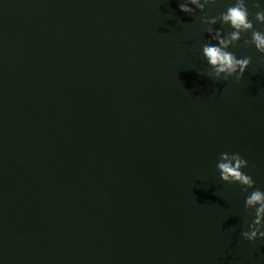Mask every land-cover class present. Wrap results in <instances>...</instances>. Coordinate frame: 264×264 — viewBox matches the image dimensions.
Returning a JSON list of instances; mask_svg holds the SVG:
<instances>
[{
  "label": "water",
  "instance_id": "1",
  "mask_svg": "<svg viewBox=\"0 0 264 264\" xmlns=\"http://www.w3.org/2000/svg\"><path fill=\"white\" fill-rule=\"evenodd\" d=\"M181 2L0 0V264H264L253 189L216 167L239 153L264 191V54L209 79Z\"/></svg>",
  "mask_w": 264,
  "mask_h": 264
},
{
  "label": "clouds",
  "instance_id": "2",
  "mask_svg": "<svg viewBox=\"0 0 264 264\" xmlns=\"http://www.w3.org/2000/svg\"><path fill=\"white\" fill-rule=\"evenodd\" d=\"M216 2L217 0H182L179 8L184 13L195 14L197 9L204 13L200 20L201 23L208 25L204 31L209 34L208 41L202 45L203 57L209 65V70L204 75L215 82L227 81L234 76L239 82L244 77L252 58L250 56L237 58L229 49L242 41V47L254 46L259 53L264 54V31L255 26L256 23L264 24V8H261L258 0H233L226 10L219 12L218 15H209L205 11L206 7L215 5ZM249 4L252 9L260 10L250 13ZM250 15L252 19L249 18ZM218 22L222 26L228 25L232 30L224 34L223 28L214 29L212 25ZM247 33H250V36H246ZM247 166L248 161L239 153L228 152L220 153L216 165L224 182L238 183L244 192L253 189L246 196L244 207L254 218L251 222L245 219L247 230L242 231L241 236L255 242L258 238H264V191L255 188L253 177L242 171Z\"/></svg>",
  "mask_w": 264,
  "mask_h": 264
}]
</instances>
